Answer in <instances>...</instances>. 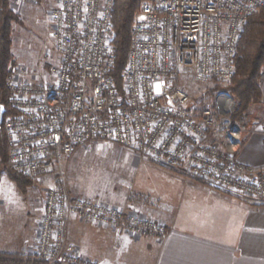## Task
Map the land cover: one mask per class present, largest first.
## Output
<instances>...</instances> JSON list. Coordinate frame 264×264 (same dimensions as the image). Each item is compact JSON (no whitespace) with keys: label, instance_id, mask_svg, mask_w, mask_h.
<instances>
[{"label":"built area","instance_id":"1","mask_svg":"<svg viewBox=\"0 0 264 264\" xmlns=\"http://www.w3.org/2000/svg\"><path fill=\"white\" fill-rule=\"evenodd\" d=\"M24 1L38 0L10 4L18 10ZM114 3L59 0L51 10L55 54L49 56V74L41 79L25 66H12L6 80L11 112L3 121L10 168L35 180L78 146L110 141L217 190L264 202V165H246L237 157L246 126L231 123L233 99L220 94L219 112L197 107L180 84L184 74L197 82L231 80L243 28L264 0L142 3L132 27L122 91L110 75L116 59ZM221 114L226 119L220 123ZM218 128L225 131L223 150L208 141ZM73 216L133 236L166 235L164 223L101 200L74 197L60 179L46 195L34 260L99 264L69 241Z\"/></svg>","mask_w":264,"mask_h":264},{"label":"crops","instance_id":"2","mask_svg":"<svg viewBox=\"0 0 264 264\" xmlns=\"http://www.w3.org/2000/svg\"><path fill=\"white\" fill-rule=\"evenodd\" d=\"M34 3L24 1L18 12ZM15 42L13 34V47ZM261 89L262 101L252 110L237 153L242 163L252 166L264 165V72ZM224 135L225 131L218 128L210 132L208 141L223 150ZM80 147L64 162H71ZM134 151L128 154L141 162L131 173L135 192L117 198L113 196L116 186H109L99 194L124 213L140 212L164 222L166 235L131 236L121 229L73 216L68 239L82 256L99 264H264L263 201L217 190ZM4 177L2 180L12 181L22 196L4 197L0 192V253L32 257L44 211L40 186L34 183L23 193L8 175Z\"/></svg>","mask_w":264,"mask_h":264},{"label":"rangeland","instance_id":"3","mask_svg":"<svg viewBox=\"0 0 264 264\" xmlns=\"http://www.w3.org/2000/svg\"><path fill=\"white\" fill-rule=\"evenodd\" d=\"M146 1L148 0H143L142 3ZM58 2L59 0H38L34 4L27 6L21 13L11 6L19 13L21 18V23L13 25V34L16 41L13 47V54L24 65L15 59L13 64L10 65L9 72L12 66L15 67L17 64H20L27 67L31 72H35L38 78L42 79L49 74V56L55 54L51 10L57 6ZM261 9L262 7L257 11V14L261 12ZM231 80L222 82L212 79L207 82H197L191 75L184 74L181 76L180 84L190 95L195 106L201 108L210 106L219 112L217 104L218 96L222 93H228L225 90L231 83ZM232 104H234L235 108L236 102L234 99ZM256 105L251 106L247 111L245 119L237 123L244 124L247 127L253 115L252 110ZM234 108H232L230 114H232ZM225 109L227 110L228 108ZM225 119L226 117L221 114L220 123ZM129 150L110 141L98 140L87 142L77 150L75 158L71 162L68 159L67 163L63 162L61 165L41 173L33 180L31 185L35 183V185L40 186V198L42 201L44 200V204L48 190L54 187L60 179L65 182L70 192H77L79 194L77 197L94 198L109 204L99 194L101 189L105 191L109 186H116V192L113 196L117 198H125L135 192L134 178L131 177V173H134L136 164H140L141 162L137 160V157L130 156L128 153H132L133 150ZM135 151L133 152L134 154H136ZM145 157L154 162L147 155H144V159H146ZM4 165L0 163V192L4 197H17L20 199L22 195L15 189V184L10 180H7V183L2 180L5 178L4 176H9L6 168L11 169L8 163L6 166ZM176 173L184 176L189 175L180 170H177Z\"/></svg>","mask_w":264,"mask_h":264},{"label":"trees","instance_id":"4","mask_svg":"<svg viewBox=\"0 0 264 264\" xmlns=\"http://www.w3.org/2000/svg\"><path fill=\"white\" fill-rule=\"evenodd\" d=\"M143 0H115L112 20L114 27V67L110 73L118 89H123V71L126 68L132 42V27L136 13ZM21 23L19 13L10 4V0H0V105L5 106V117L11 112V92L6 78L15 56L13 47V25ZM264 72V7L261 12L251 16L240 36L236 57V72L226 90L235 100L236 105L230 114L231 123L245 119L248 109L262 101L261 78ZM4 121V120H3ZM9 160V150L4 132L0 126V163ZM19 189L25 193L33 180L25 178L13 169L6 168ZM0 264H42L33 257H21L0 253Z\"/></svg>","mask_w":264,"mask_h":264},{"label":"water","instance_id":"5","mask_svg":"<svg viewBox=\"0 0 264 264\" xmlns=\"http://www.w3.org/2000/svg\"><path fill=\"white\" fill-rule=\"evenodd\" d=\"M231 99H233V97L229 94L226 93ZM233 108H234V104H233ZM6 112V108L5 106L0 107V126L3 124V120H4V114Z\"/></svg>","mask_w":264,"mask_h":264},{"label":"snow or ice","instance_id":"6","mask_svg":"<svg viewBox=\"0 0 264 264\" xmlns=\"http://www.w3.org/2000/svg\"><path fill=\"white\" fill-rule=\"evenodd\" d=\"M157 90L159 91V85H157ZM0 107H2V105H0Z\"/></svg>","mask_w":264,"mask_h":264},{"label":"bare ground","instance_id":"7","mask_svg":"<svg viewBox=\"0 0 264 264\" xmlns=\"http://www.w3.org/2000/svg\"><path fill=\"white\" fill-rule=\"evenodd\" d=\"M222 100H225V98L223 97Z\"/></svg>","mask_w":264,"mask_h":264}]
</instances>
